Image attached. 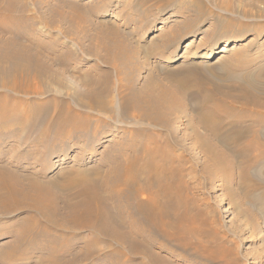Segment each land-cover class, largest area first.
<instances>
[{
    "label": "bare ground",
    "instance_id": "obj_1",
    "mask_svg": "<svg viewBox=\"0 0 264 264\" xmlns=\"http://www.w3.org/2000/svg\"><path fill=\"white\" fill-rule=\"evenodd\" d=\"M226 26L232 27V24ZM259 29L255 27L256 32ZM164 41L167 46V39ZM253 42L249 41V44ZM8 43L11 49L3 57L10 62L12 71L7 76L0 75V88L15 94L45 95L48 89H44L43 83L52 81L43 77L41 70L45 66L23 55L26 54L24 48H31L27 44L16 42L14 38ZM231 45L229 48H236L235 44ZM155 48L157 53H163L161 48ZM227 48L224 43L222 49L212 53L215 55ZM110 51H114L109 57L114 64L119 59L133 60V50L118 37ZM241 54V49L234 51V55ZM176 59L174 56L171 61ZM41 65L42 69L38 70ZM225 68V76L232 79L231 83L236 79L240 82H234L231 90L223 92L222 100L206 89L204 108L198 112V120L208 132L209 144L203 146L204 154L207 165L220 168L221 177L228 183L232 176L227 168L237 163L243 197L252 209L255 207V211L264 214V179L262 168L258 167L264 162V84L250 66H246L238 78H234L237 73L233 67L226 64ZM186 72L192 74L195 71L188 69ZM180 83L187 87L186 82ZM200 87L204 86L200 84ZM85 94L90 101L80 107L105 114L108 122L119 126L120 135L117 131L108 132L112 125H108L105 132L99 120L91 125L89 114L70 111L73 110L71 106L51 114L52 107L58 103L56 99L33 100V116L27 117L24 116L26 107L23 112L10 101L6 103L0 99V110L7 113L6 118L0 119V138L12 133L14 127L28 129L32 144L20 155L14 154L24 159L31 152L39 151L40 154L42 151L38 158L45 163L36 172L0 160V217L8 215L7 221L11 223L7 227L0 221V236H10L9 243L1 246L0 264H98L102 260L107 264H182L171 258L167 244L184 249L190 247L191 252L203 258L206 264H240L239 249L236 245L230 246L231 242H237L236 231L231 232L229 239L228 232L217 231L216 227L222 223L220 218L217 216L219 223L196 207L189 194L180 156L168 149L165 136L162 140L160 134L145 131L148 126L165 123L167 115L176 109V99L164 97L161 92L154 95L148 86L131 88L120 96L114 107L106 99L98 98L101 91L96 86ZM121 114L129 121H122ZM91 126H94L91 134L87 132L91 140L82 142L80 139L90 136L84 134ZM105 133L109 137L103 141L109 142L96 151L94 146ZM116 135L118 137L114 138ZM72 136L80 141L78 150L88 154L91 160L88 161L87 156L73 158L68 167L62 168L59 177L63 179L59 181L55 175L46 173L53 167L50 155L59 150L66 151L67 144L62 143ZM203 138L196 134L195 142ZM259 188L262 190L255 192ZM231 193V204L235 207L237 202ZM252 209L246 215L250 216L254 212ZM248 224L252 225V221ZM83 229H87L101 246L90 243L68 260V252L74 243L66 234L68 230Z\"/></svg>",
    "mask_w": 264,
    "mask_h": 264
},
{
    "label": "rangeland",
    "instance_id": "obj_2",
    "mask_svg": "<svg viewBox=\"0 0 264 264\" xmlns=\"http://www.w3.org/2000/svg\"><path fill=\"white\" fill-rule=\"evenodd\" d=\"M228 23L232 27H227ZM255 27L260 29L256 32ZM116 37L133 50V60L119 59L116 64L111 62L109 57L113 56L114 51L110 50H113ZM13 38L31 47L24 48L26 54L23 55L40 61L45 67L42 69L41 65L38 70L42 69L43 77L52 79L43 83L44 89H48L45 95L15 94L0 88V99L10 101L23 112L26 107V117L33 116V100L52 98L58 103L52 107L51 114L71 106L73 110L70 111L89 114L91 125L99 120L105 132L112 125L108 132L117 131L120 135L119 126L108 122L105 114L82 108L90 101L85 92L92 86L101 91L98 98L106 99L113 107L131 88L148 86L154 95L161 92L164 97L173 96L176 99L175 111L167 115L162 126L151 125L145 131L152 135L158 133L161 139L165 136L168 149L180 156L189 194L196 207L216 219L217 216L220 218L222 223L217 219L220 223L216 227L217 231L228 232V239L231 232L233 234L236 231L238 243L231 242L230 246L236 245L239 249L240 264H264V214L255 211V207L252 209L243 197L235 159L236 164L227 168L232 176L229 183L221 177L220 168L207 165L203 146L209 144L208 132L198 120V112L204 108L203 95L207 90H212L215 97L222 100V93L231 90L234 82H240L236 79L231 83L232 79L226 77V64L237 73L234 78H238V74L250 66L256 78L264 84V0H0V75L7 76L12 71L10 62L3 56L11 49L8 40ZM164 38L167 39V46H164ZM191 39L190 45L187 44ZM249 41L254 42L249 44ZM224 43L228 48L213 55V50L222 49ZM231 44H235L236 48H229ZM155 47L161 48L163 53H157ZM236 49H241L242 54L234 55ZM174 56L177 59L171 61ZM188 69L195 72L188 74ZM180 81L186 82L187 87ZM188 82L191 84L188 85ZM200 84L204 87H200ZM74 91H78V94H74ZM6 114L0 110V119L6 118ZM120 119L129 121L122 114ZM93 128L88 127L84 135L87 132L91 134ZM18 129L14 127L16 135L13 130V134L8 133L5 138H0V160L26 171L37 172L45 164L40 159L42 151L41 155L39 151L31 152L24 159L14 154L22 153L32 144L28 129ZM196 134L205 139L196 143ZM75 136L62 143L67 144L66 151L59 150L50 155L53 167L46 173L55 175L59 181L63 179L59 177L63 173L62 168L68 167L67 164L77 156H87L86 159L91 160L88 154L78 150L80 141L75 140ZM107 137L109 135L106 133L100 136L94 146L96 151L109 142L103 141ZM80 140L89 142L91 135ZM262 163L258 167L262 168L264 179ZM261 190L259 188L255 192ZM230 193L239 207L231 204ZM249 209L254 210L250 216L246 215ZM9 219L8 215L0 217L7 227L11 226L10 221H7ZM248 221H252L253 226ZM66 235L74 243L68 252V260L90 243L101 246L87 229L68 230ZM9 241L10 236H0V251L1 246ZM190 249L167 244L172 259L182 264H206L203 258L193 254ZM98 264H107V261L102 260Z\"/></svg>",
    "mask_w": 264,
    "mask_h": 264
}]
</instances>
